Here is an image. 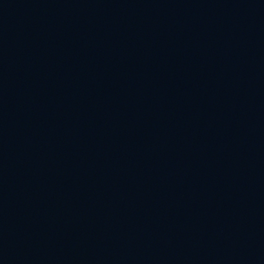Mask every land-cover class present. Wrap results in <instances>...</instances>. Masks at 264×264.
I'll list each match as a JSON object with an SVG mask.
<instances>
[{"label": "water", "instance_id": "1", "mask_svg": "<svg viewBox=\"0 0 264 264\" xmlns=\"http://www.w3.org/2000/svg\"><path fill=\"white\" fill-rule=\"evenodd\" d=\"M94 0H0V171Z\"/></svg>", "mask_w": 264, "mask_h": 264}]
</instances>
